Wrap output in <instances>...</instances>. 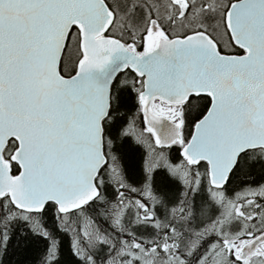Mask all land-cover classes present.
I'll return each instance as SVG.
<instances>
[{
	"label": "snow or ice",
	"instance_id": "6c2138e0",
	"mask_svg": "<svg viewBox=\"0 0 264 264\" xmlns=\"http://www.w3.org/2000/svg\"><path fill=\"white\" fill-rule=\"evenodd\" d=\"M0 264H264V0H0Z\"/></svg>",
	"mask_w": 264,
	"mask_h": 264
}]
</instances>
